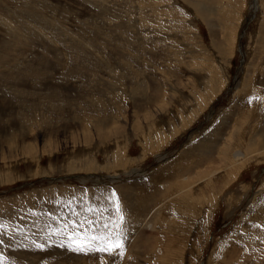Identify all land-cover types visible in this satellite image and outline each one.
<instances>
[{"label": "rangeland", "instance_id": "obj_1", "mask_svg": "<svg viewBox=\"0 0 264 264\" xmlns=\"http://www.w3.org/2000/svg\"><path fill=\"white\" fill-rule=\"evenodd\" d=\"M211 1L0 0V264H264V0Z\"/></svg>", "mask_w": 264, "mask_h": 264}, {"label": "bare ground", "instance_id": "obj_2", "mask_svg": "<svg viewBox=\"0 0 264 264\" xmlns=\"http://www.w3.org/2000/svg\"><path fill=\"white\" fill-rule=\"evenodd\" d=\"M205 1L206 2H212L211 0H202V2L203 3H205ZM195 2H196V0H195ZM194 7L196 8V10H197V13L203 18V19H207L209 16L204 12V8H205V5L204 4H201V2L199 3H196V4H194ZM207 21V20H206ZM213 92V91H212ZM151 142V141H150ZM230 159L233 161V162H238V161H241V160H243L244 159V154H243V152L241 151V150H235L234 152H232V154H231V156H230ZM218 170V169H217ZM216 170V171H217ZM211 171V170H210ZM215 171V170H214ZM210 173V172H209ZM214 173V172H213ZM214 174H216V173H214ZM210 176V175H209ZM201 179V178H200ZM150 192H152V191H150ZM149 192V193H150ZM156 192V191H155ZM149 206V205H148ZM122 207L124 208V205H122ZM122 211V210H121ZM108 218V217H107ZM105 216L103 217V216H100V219L102 220V222H105L104 221V219L106 220L107 219ZM113 220V219H112ZM102 222H99V223H101L102 224ZM98 222L97 223H94V225L95 224H97L96 226H94V227H92V231L95 229H97L98 227L100 228L101 226H100V224H99ZM116 224V223H115ZM113 227V226H112ZM104 228V227H103ZM115 229V228H114ZM118 230V229H117ZM113 231V230H112ZM119 231V230H118ZM96 232H97V230H96ZM121 233H122V231H121ZM91 234V233H90ZM93 235V234H92ZM94 236V235H93ZM19 241V240H18ZM11 242H13L12 240H11ZM40 243H43V241L42 242H40ZM44 244V243H43ZM43 244H42V246H43ZM18 245V244H17ZM44 247V246H43ZM46 247H47V245H46ZM15 248H17V246H16V244H15ZM3 249L5 250V248L3 247ZM16 255L17 254V252H12V253H8V252H5V253H3L2 255H4L7 259H8V257H10V259H11V255ZM132 256V255H131ZM130 257V256H129ZM132 258V257H131ZM101 259H103V257H101ZM45 264H51L52 263V260H53V257H50V256H48V258L46 259L45 258ZM9 262H11V263H13L11 260L9 261ZM6 263H8V262H6ZM9 264V263H8ZM70 264H72V263H70ZM114 264V263H113ZM126 264H133V261H132V259H128V261L126 262Z\"/></svg>", "mask_w": 264, "mask_h": 264}, {"label": "snow or ice", "instance_id": "obj_3", "mask_svg": "<svg viewBox=\"0 0 264 264\" xmlns=\"http://www.w3.org/2000/svg\"><path fill=\"white\" fill-rule=\"evenodd\" d=\"M113 195H114V194H113ZM117 211H119V206H118V205H117ZM119 219H120V221L122 222L123 219H124V217L121 215V216L119 217ZM0 227H2V226H0ZM116 227H119V224H117ZM117 248H122V244L117 243V244L114 245L113 247H110V248H99V249H96V250H97V251H106V252L111 253V252L115 251ZM80 250H84V247L81 246V247H80ZM121 254H122V253H121Z\"/></svg>", "mask_w": 264, "mask_h": 264}, {"label": "crops", "instance_id": "obj_4", "mask_svg": "<svg viewBox=\"0 0 264 264\" xmlns=\"http://www.w3.org/2000/svg\"><path fill=\"white\" fill-rule=\"evenodd\" d=\"M210 89V88H209ZM205 98H206V96H205ZM205 98H204V103H205ZM194 116V115H193ZM157 138V137H156ZM157 140V139H156ZM158 142H160L159 140H157ZM162 141H163V139H162ZM228 144V143H227ZM229 159V158H228ZM227 160V159H226Z\"/></svg>", "mask_w": 264, "mask_h": 264}]
</instances>
